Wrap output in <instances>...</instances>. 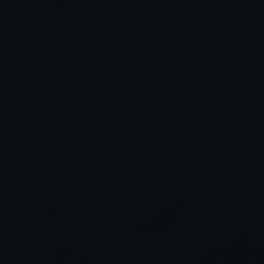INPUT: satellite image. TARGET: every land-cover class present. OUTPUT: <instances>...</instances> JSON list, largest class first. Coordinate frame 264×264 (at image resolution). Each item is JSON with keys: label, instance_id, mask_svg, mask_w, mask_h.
<instances>
[{"label": "water", "instance_id": "water-1", "mask_svg": "<svg viewBox=\"0 0 264 264\" xmlns=\"http://www.w3.org/2000/svg\"><path fill=\"white\" fill-rule=\"evenodd\" d=\"M0 264H264V0H0Z\"/></svg>", "mask_w": 264, "mask_h": 264}]
</instances>
